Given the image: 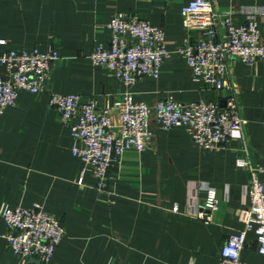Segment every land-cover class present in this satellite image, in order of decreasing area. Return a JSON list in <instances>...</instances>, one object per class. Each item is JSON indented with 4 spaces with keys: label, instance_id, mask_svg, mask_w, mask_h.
Segmentation results:
<instances>
[{
    "label": "crops",
    "instance_id": "0c3cea01",
    "mask_svg": "<svg viewBox=\"0 0 264 264\" xmlns=\"http://www.w3.org/2000/svg\"><path fill=\"white\" fill-rule=\"evenodd\" d=\"M194 0H0V56L11 50L56 51L47 92H20L14 107L0 115V264H27L7 242L5 208L39 206L60 221L65 238L49 264H219L228 238L242 230L240 212L250 206V175L238 167L249 160L264 169V60L230 64L229 82L246 122L244 141L226 150L198 148L185 128L160 129L143 153L127 151L110 169L107 187L73 156L74 140L50 93L95 99L101 109L131 93L154 108L172 97L189 105H224L227 94L193 80L179 53L187 39L182 9ZM237 26L257 23L264 40V0H210ZM117 14L133 15L164 31L170 58L159 79L125 86L111 71L93 66L96 46L107 48L109 24ZM192 40L202 38L193 32ZM115 120L118 121L117 117ZM259 179L264 182V173ZM216 190L219 209L207 222L199 206ZM241 260L264 264L249 233Z\"/></svg>",
    "mask_w": 264,
    "mask_h": 264
},
{
    "label": "built area",
    "instance_id": "2783aa9c",
    "mask_svg": "<svg viewBox=\"0 0 264 264\" xmlns=\"http://www.w3.org/2000/svg\"><path fill=\"white\" fill-rule=\"evenodd\" d=\"M181 15L188 36L179 53L195 82L227 93L223 106L208 101L185 105L170 97L151 108L126 93L114 108L101 109L95 99L83 102L79 95L50 93V106L71 130L73 156L92 171L101 191L107 187L110 169L120 164L127 151L143 153L150 147L154 137L151 120L164 131L187 129L192 142L202 150H226L232 141H244L247 124L241 118L229 72L235 60L247 66L264 60V40L258 25L254 21L235 25L229 15L216 11L210 0H194ZM108 28L109 46H96L90 55L91 64L111 71L128 87L144 79H159L164 61L171 56L163 29L127 14H117ZM193 32L201 33L202 38L193 41ZM59 60L56 51L11 50L1 55L0 115L16 105L22 91L47 92L53 66ZM238 167L250 175V206L240 212L243 228L228 238L219 264H246L241 255L249 233L256 235L257 251L264 258V182L259 179L264 169L244 159L238 160ZM219 205L216 190L208 188L199 206V218L210 222ZM1 215L13 254L27 264H49L65 238L62 223L39 206L5 208Z\"/></svg>",
    "mask_w": 264,
    "mask_h": 264
}]
</instances>
